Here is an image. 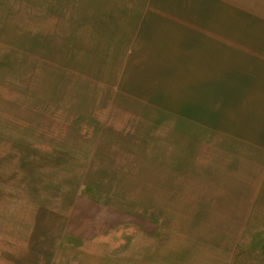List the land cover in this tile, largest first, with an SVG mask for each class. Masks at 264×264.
<instances>
[{
  "label": "rangeland",
  "instance_id": "374dc122",
  "mask_svg": "<svg viewBox=\"0 0 264 264\" xmlns=\"http://www.w3.org/2000/svg\"><path fill=\"white\" fill-rule=\"evenodd\" d=\"M184 3L0 0V264L106 262L168 233L221 150L264 172V76L187 67Z\"/></svg>",
  "mask_w": 264,
  "mask_h": 264
},
{
  "label": "crops",
  "instance_id": "0c3cea01",
  "mask_svg": "<svg viewBox=\"0 0 264 264\" xmlns=\"http://www.w3.org/2000/svg\"><path fill=\"white\" fill-rule=\"evenodd\" d=\"M184 2L186 12L201 15L185 24L187 67L234 77L225 72L249 61V71L258 72L253 76H264V0ZM219 153L210 165L193 167L204 187L185 189L170 201L168 233H146L144 241L121 246L115 259L88 264H238L242 249L264 255V172L243 160L254 156ZM203 154L196 166L204 164Z\"/></svg>",
  "mask_w": 264,
  "mask_h": 264
}]
</instances>
